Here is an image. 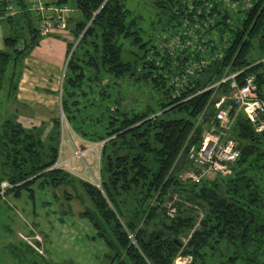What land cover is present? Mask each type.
<instances>
[{"label":"trees","instance_id":"1","mask_svg":"<svg viewBox=\"0 0 264 264\" xmlns=\"http://www.w3.org/2000/svg\"><path fill=\"white\" fill-rule=\"evenodd\" d=\"M152 2L173 30L168 38L185 39L197 23L204 30L198 29L197 40L183 41L186 47L171 55L161 50V41L170 39L159 42L152 33L146 35L142 17L124 0H76L80 17L73 20L72 33L79 41L68 45L61 108L79 138L107 141L103 191L50 169L63 138L60 118L42 139L40 128H26L16 111L0 124V185L8 181L12 186L0 198H21L29 191L34 199L38 189L79 184L92 204L83 215L97 231L93 239L114 252V257L104 256L113 264H173L179 253L189 258L188 264H264V135L255 131L244 112L231 110V137L241 150L233 175L200 184L180 178L191 167L188 144L200 141L216 102L230 95L229 82L218 84L223 78L239 71L240 81L254 76L264 102V0ZM9 5L18 13L7 15ZM27 5V0H0V25L14 27L0 50V87L5 82L8 98L14 95L17 102L24 63L42 38L38 19L27 12ZM132 76L137 86L146 87L145 94L156 93L154 103L138 107V97L136 107L126 106L119 89ZM175 197L171 213L167 204ZM132 205L133 210H123ZM198 222L183 247L182 239ZM29 247L34 253H26V259L31 254L44 257Z\"/></svg>","mask_w":264,"mask_h":264},{"label":"rangeland","instance_id":"2","mask_svg":"<svg viewBox=\"0 0 264 264\" xmlns=\"http://www.w3.org/2000/svg\"><path fill=\"white\" fill-rule=\"evenodd\" d=\"M124 1L130 11L142 17L141 27L146 35L152 33L159 42L166 37L170 39L169 43L167 40L161 41L163 42L161 50H168L171 55H175L177 49L186 47L183 41L191 38L197 40L198 29L204 30L203 25L197 23V28L188 31L187 36H184L185 39H181L183 35L181 38L177 36L168 38L173 30L169 28L167 17L159 16L152 0ZM67 6L73 12L78 11L76 0H68ZM77 14L79 16V12ZM2 26L4 34L9 35L11 32H9L8 24L4 23ZM182 32L180 34H183ZM25 38L30 45L28 34H25ZM72 42L76 43L74 37ZM53 43L58 44V42ZM126 46L130 48L128 44ZM50 49L51 47L47 45H37L29 54L24 63L26 69L23 81L20 83L22 90H20L18 102L14 95L8 98V85L5 82L3 87H0V124L17 111L20 118L18 122L26 128L39 127L42 139H45L49 129L52 128L54 119L60 118L61 121L63 119L62 84L69 57L58 60L57 52L54 50L50 52ZM18 67L21 68V65ZM133 78L132 76L130 81H126L119 89L122 90L126 106L129 109L136 107L133 103H137L138 97L141 100L138 107H142L149 100L154 103L153 100L158 98L156 93L145 94L146 87L137 86L138 82ZM50 88L55 89L54 96L50 95L48 91ZM154 108L156 109L157 106ZM100 110L102 112L104 107L102 106ZM63 133L61 143L65 156H68L72 153L70 137L64 131ZM1 172L3 168L0 164V175ZM29 194V191H24L21 198H15L12 194L0 198V264H113L111 259L104 256L110 254L114 257V252L108 249L105 242L93 239L97 231L83 215L85 211L92 208V204L79 184L59 189H38L34 199H31ZM123 210L125 212L133 210V205ZM32 231L43 238V243L38 245L41 246L45 258L31 254L26 259L27 254L34 251L21 239V235L30 236Z\"/></svg>","mask_w":264,"mask_h":264},{"label":"built area","instance_id":"3","mask_svg":"<svg viewBox=\"0 0 264 264\" xmlns=\"http://www.w3.org/2000/svg\"><path fill=\"white\" fill-rule=\"evenodd\" d=\"M27 4L29 12L38 19V33L43 38L48 37L55 29H66L73 12L67 5L57 6L46 0H27ZM17 13L18 10L14 6L7 7V15ZM241 73L242 71L233 73L218 83L229 82L230 95L222 96L216 102L215 115L207 123L200 141L188 144L187 159L191 167L181 173L180 178L183 181L200 184L205 179L213 180L216 177L226 178L233 175V166L241 155L239 143L231 137L235 122V116L231 115L233 108L244 112L257 133H264V102L258 96L255 77L247 76L240 81L238 78ZM226 101H230L227 107L225 106ZM62 116V136L64 137V131L70 137L68 138L71 142L72 153L65 156L61 143L58 160L50 169H59L103 191L101 184L102 153L107 141L90 142L79 138L70 127L64 113ZM199 121L203 123L202 118ZM10 188L12 186L8 181L2 182L0 195L4 196ZM176 200L175 197L173 202L167 204L171 213L175 211L171 206ZM199 224L200 222L196 224L187 238L182 239L183 247L188 243L191 234L199 227ZM130 238L133 237L130 236ZM21 239L38 253L43 254L40 246L43 243L41 235L38 233L33 236L21 235ZM189 261L187 256L179 253L173 264H188Z\"/></svg>","mask_w":264,"mask_h":264},{"label":"crops","instance_id":"4","mask_svg":"<svg viewBox=\"0 0 264 264\" xmlns=\"http://www.w3.org/2000/svg\"><path fill=\"white\" fill-rule=\"evenodd\" d=\"M48 2L54 3V0H52V1L49 0ZM27 12H29V9H27ZM77 19H79V16L77 14V11L76 12L75 11L72 12L71 13V16H70V19H69V22H68V28L65 29V30L55 29L48 37H46V38H43L42 37L40 39L41 41L39 40L40 43L38 44V46H40V45H47V46L51 47V49L49 50L50 52H52L53 50L55 52H57L58 60L61 59V58L64 59L66 57V55H67L68 45L70 43H72V37H74V34L72 33L73 32V29H74V22H73V20H77ZM8 26L10 27L9 32H11V33H9V35H12V33H14V27L11 26L10 24H8ZM1 32H2V39L0 40V42H1V44H0V50H3L4 49L3 39L7 35L4 34V28H3L2 25H0V33ZM53 42H58V44H55ZM22 79H23V77H22ZM22 79H21V81H23ZM20 90H22V89H21L20 84H19V93H20ZM40 90H42V89H40ZM48 91H50V95H53L54 96L55 89L50 88V89H48ZM18 100H20L19 99V94H18ZM34 104H37V103L34 102ZM26 119L28 120V118H26ZM50 129H49V131H50Z\"/></svg>","mask_w":264,"mask_h":264},{"label":"water","instance_id":"5","mask_svg":"<svg viewBox=\"0 0 264 264\" xmlns=\"http://www.w3.org/2000/svg\"><path fill=\"white\" fill-rule=\"evenodd\" d=\"M37 37H38L37 35L34 36L33 41H32V46L35 44V41H36ZM70 56H71V54H70ZM263 135H264V133H263ZM181 245H182V244H181Z\"/></svg>","mask_w":264,"mask_h":264}]
</instances>
